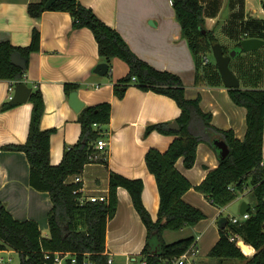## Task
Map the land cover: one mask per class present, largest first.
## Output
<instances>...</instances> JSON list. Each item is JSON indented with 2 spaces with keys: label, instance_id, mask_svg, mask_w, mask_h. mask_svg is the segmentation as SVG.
Here are the masks:
<instances>
[{
  "label": "crops",
  "instance_id": "1",
  "mask_svg": "<svg viewBox=\"0 0 264 264\" xmlns=\"http://www.w3.org/2000/svg\"><path fill=\"white\" fill-rule=\"evenodd\" d=\"M39 1L0 0V41L10 40L14 45L26 46L31 42L34 27L41 32V48L30 55L26 79L33 91L40 88L44 97L45 112L41 127L56 129L51 135V163H60L65 146L76 143L81 133L78 121L80 111H76L69 103V95L65 91L66 83H76L79 97L85 106L102 102L112 104L111 121L103 126V136L108 146L100 153L101 158H106L107 162L98 161L86 165L80 175L83 196L87 200L108 198L111 171L129 178H140L144 182L143 202L156 220L160 194L145 156L150 148L167 151L177 135L163 134L157 130L147 136L144 133L149 124L177 119L181 108L175 99L144 90L135 84L128 87L122 98L116 96L114 85L128 74V64L115 57L111 60L109 74L96 73V66L104 60L99 55L98 42L92 30L76 27L68 11L46 10L39 19L32 17L28 5ZM79 1L117 29L139 57L159 70L179 75L186 86L187 97H201V107L205 112L213 114L212 123L215 126L234 130L237 138L244 139L247 132V109L233 102L216 67L208 64L199 69L187 40L182 36L181 25L170 0ZM202 1L207 6L205 13L208 28L214 31L218 39L220 34L227 35L233 44H238L242 33L236 35L228 31V24L233 26L236 20L238 24H244V32L251 33L249 37H258L254 30L256 24L264 22V2L262 15H257V8L247 6L249 0H227L225 3L222 0ZM263 55L262 45L248 54L232 58L231 64L238 70L234 72L242 74L244 78L245 85H240L242 88L251 89L257 85L264 88ZM198 72L200 80L197 83ZM11 85L10 80L0 79V202L15 218L38 221L42 234L49 236V213L53 205L49 192L31 186L30 164L25 152L5 148L26 142L33 108V103L28 100L6 110L1 109L9 99ZM219 163L217 152L204 141L198 145L197 160L192 168L185 167L183 157L178 159L176 167L196 185ZM94 166L103 168L104 174L96 178L92 175L91 178L88 170ZM247 195L252 196L251 200L243 199L241 203L246 201L251 208L256 200L251 192ZM117 197L116 214L107 224L106 253L115 261L125 258L126 264L133 258H142L140 253L146 243L147 228L135 209L129 191L118 187ZM183 198L202 209L207 217L194 226L176 231L167 229L163 236L167 242H172L193 235L196 237L193 249L195 256L207 255L220 238V219L230 216H224L222 209L236 199L218 207L194 187ZM0 251L9 252L11 261L14 255H19L10 247ZM12 263L19 264L20 261Z\"/></svg>",
  "mask_w": 264,
  "mask_h": 264
},
{
  "label": "trees",
  "instance_id": "2",
  "mask_svg": "<svg viewBox=\"0 0 264 264\" xmlns=\"http://www.w3.org/2000/svg\"><path fill=\"white\" fill-rule=\"evenodd\" d=\"M172 1L182 36L187 40L197 66L200 69L210 65V60L205 64L203 58L219 39L206 26L207 6L202 0ZM46 2L47 0H41L29 3V14L39 19L46 10L70 12L76 27H88L92 30L98 42L99 55L109 65L107 74L111 72L110 63L115 57L128 64V74L114 85L115 95L122 98L128 87L135 84L144 90H152L175 99L181 108L180 116L174 120L178 122L179 129L169 126L173 121L157 122L149 124L144 133L147 136L157 130L163 134L177 135L167 151L150 148L145 156L160 194L156 220L143 202V180L129 178L115 171L110 172L106 201L85 199L82 202L81 198L84 196L80 189L83 188V183L74 179L84 172L87 164L107 162L104 157L95 159L93 156L97 153L96 142L105 131L103 126L111 121L112 104L102 102L84 106L78 115L81 125L78 141L67 144L61 162L53 165L50 160V142L56 129L41 127L45 101L40 88L33 91L32 87L29 101L33 103V108L27 140L5 148L24 151L30 164L31 186L39 191L49 192L53 204L49 213L50 234L43 235L38 221L34 219L15 218L0 202V250L8 247L16 250L20 255L19 264H53L52 259L45 257L48 251L74 252L78 255V264H83L85 258L92 260L94 264H110L106 253L107 224L117 211V189L124 187L129 191L135 209L147 228L146 243L140 253L142 258L132 259L130 264H140L142 260L145 264H170L195 245L196 237L190 235L167 242L163 236L164 231L194 226L207 217L202 209L184 200L183 196L189 189L194 187L211 203L222 207L250 188L249 192L256 200L255 205L248 210L250 217L239 223L231 222L229 217H222L220 238L208 255L218 258L217 264H224L225 260L230 259H239L242 264H264V88L259 85L251 89L227 87L233 102L247 109V132L241 140L236 137L234 130L221 129L212 123L213 114L203 110L200 96L187 97L186 86L179 75L159 70L139 57L122 34L103 21L92 8L79 0H57L50 8L45 7ZM254 33L264 39L263 21L256 24ZM242 35L238 46L251 33L245 31ZM40 48L41 32L37 27H34L31 42L26 46L14 45L10 40L0 41V79L10 80L14 86L28 85L26 74L30 55ZM15 51L26 59V68L12 62ZM215 67L221 77L217 65ZM199 80L198 72L197 83ZM77 88L76 83L65 84L67 95ZM15 105L17 104H12L8 99L1 109L6 110ZM215 139L225 140L230 147V153L224 159L220 158L219 150L214 144ZM204 141L217 152L220 163L208 171L200 184L194 185L178 170L176 163L183 157L185 167L192 168L197 160L198 145ZM231 235L239 236L240 240L232 241Z\"/></svg>",
  "mask_w": 264,
  "mask_h": 264
},
{
  "label": "water",
  "instance_id": "3",
  "mask_svg": "<svg viewBox=\"0 0 264 264\" xmlns=\"http://www.w3.org/2000/svg\"><path fill=\"white\" fill-rule=\"evenodd\" d=\"M56 1L57 0H47L45 7L50 8ZM262 45H264V39L259 37H246L240 42L241 49L244 51H253L260 48ZM212 52L224 84L227 87H240L241 81L231 68V60L233 57H236L237 50L227 52L221 42H216L212 45ZM12 62L21 68H26V59L18 51L13 52ZM108 69L109 65L106 62H101L96 66L95 72L100 75H105L107 74ZM31 93L32 87L26 84H19L15 87L13 98L10 100V102L12 104L25 103L29 100ZM69 103L76 111H81L85 106V103L79 97V92L77 89H74L70 92ZM169 126L172 129H179V124L176 121L171 122ZM214 144L219 150L220 158L224 159L228 156L230 153V147L225 140L215 139ZM249 208V204L246 201H243L241 203L240 213L244 214L245 212H248ZM134 259L135 258H133V260Z\"/></svg>",
  "mask_w": 264,
  "mask_h": 264
},
{
  "label": "rangeland",
  "instance_id": "4",
  "mask_svg": "<svg viewBox=\"0 0 264 264\" xmlns=\"http://www.w3.org/2000/svg\"><path fill=\"white\" fill-rule=\"evenodd\" d=\"M226 1L227 0H222L223 3H225ZM263 2H264V0H249L247 6L257 8V11H258L257 15H262L261 7L263 5ZM207 22H208V20L206 21V26L208 27L209 23H207ZM236 22L237 23H235L233 26H232V24H230V25L228 24V27H229L228 31L234 32V33H236V35H239V34L243 33L246 28L244 27V24H238V20H236ZM218 42H221V44L224 46V48L229 50V51L237 50L236 56H242L245 53L248 54V52H250V51L242 50L241 47L238 46L237 44H233L231 39H229L227 35H221L220 34ZM211 51L207 55H208L209 60H210V65L215 67L216 66V60H215V57L213 55V52H211ZM205 68H207V67H204V69ZM231 68L234 69L233 71H238L233 63L231 64ZM235 74L240 78L241 86H244L245 83H244V78H243L242 74H239L238 72H235ZM102 169L103 168L95 167V166L90 167V169L88 170V173L91 176V178H92V175L96 178L97 175L101 176L102 174H104ZM239 197H237L236 200L234 202H232L228 207H225L224 209H222L224 216H228V215L233 216L234 214L239 215L240 214L239 213V210H240L239 207L241 204V200L247 199L250 201L252 196L250 197L247 194H245V196L243 198H239ZM2 256L4 257V260L3 261L0 260V263L6 264V263H12L13 261L14 262L20 261V255H18V254L13 256L14 257L13 261H9V257L11 256L9 252H1L0 251V258ZM201 256L202 255H200V254H197V257L195 256V254L191 255V258H194L193 264H217V262L219 260L218 258L210 257L208 254L207 255L205 254L202 257ZM201 258H203V259L201 260ZM205 259H206V261H203ZM116 260H117L116 262H122V263L127 261V260H125V258H119ZM224 264H242V262L239 259H230V260H225Z\"/></svg>",
  "mask_w": 264,
  "mask_h": 264
},
{
  "label": "built area",
  "instance_id": "5",
  "mask_svg": "<svg viewBox=\"0 0 264 264\" xmlns=\"http://www.w3.org/2000/svg\"><path fill=\"white\" fill-rule=\"evenodd\" d=\"M170 1H171V3H173L172 0H170ZM263 11H264V5H263ZM203 59H204L205 64L209 62V57L207 55L204 56ZM15 87L16 86H14L13 84L11 85V89H10L11 93L9 95L10 100L13 98ZM107 146H108V141H107L106 137L105 136L100 137L97 140L96 145H95V147L97 149V153H95L93 157L95 159L101 158L100 153L105 151ZM262 165H264V160L262 162ZM74 181L80 182L81 181L80 176H76ZM80 190H82V188ZM249 191H250V188H247L244 193H241V195H245ZM75 192H78V191H75ZM263 199H264V196H263ZM100 200L106 201L107 198L101 197ZM81 201L84 202L85 197H82ZM249 217H250L249 212H245L244 214L240 213L239 215L229 216L231 222H233V223H239V222H241V221H243ZM230 239L232 241H235L237 239L240 240V237L231 235ZM193 249H194V245L191 246L185 253L180 255L178 258H175L170 264H193L194 258H191V255L195 254ZM45 257H46V259H52L53 264H78L79 263L78 255L74 252H71V251H48V252H46ZM0 260L3 261L4 257H1ZM9 261H11V258H9ZM108 262L110 264H125V263L116 262L111 256H109ZM130 263H131V260L126 264H130ZM83 264H94V262L88 258H85L83 261ZM140 264H145V261L142 260L140 262Z\"/></svg>",
  "mask_w": 264,
  "mask_h": 264
}]
</instances>
